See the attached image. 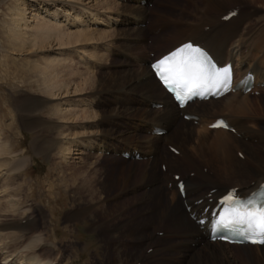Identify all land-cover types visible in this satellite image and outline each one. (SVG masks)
Returning <instances> with one entry per match:
<instances>
[{
	"label": "rangeland",
	"instance_id": "1",
	"mask_svg": "<svg viewBox=\"0 0 264 264\" xmlns=\"http://www.w3.org/2000/svg\"><path fill=\"white\" fill-rule=\"evenodd\" d=\"M122 1L0 0V42L4 48L7 47V37L10 30L21 31L23 39L31 40L33 26L40 19L52 26H57L65 34L96 31L94 38L96 35L98 39L101 38V41L96 37L90 43H80L77 46H65L53 38L44 49H28L27 44L20 52L10 50L7 53L0 52V144L7 148L0 154V225L14 222L26 226L28 215L34 214L36 219L33 222L37 224V227L31 232L29 231L30 234L28 232L29 235L26 236V240L24 239L23 246L31 238L42 239L38 249L34 251L36 262L41 258L42 264H112L114 261L118 264H134L125 258L124 251L131 253L133 245H136L133 243L137 242L130 235V225L144 219L143 215L133 213L137 205H132L127 208L128 211L110 218L109 225L118 219L120 226L122 225L121 229L111 232L110 236L105 233L107 223H104V217L100 218L98 214L83 222L68 221L66 217V214L75 210L77 206H83L81 205L82 202V204L87 205L91 201L90 192L87 190L83 192L82 190L79 193L78 188L86 187L90 191L93 189L96 195L102 196V201L96 202L95 200L89 205L93 207L92 210L107 202L112 205L131 197L136 198L135 201H137L142 196V192H148L151 189V186L142 188L140 183L146 163L154 160L152 156H150L152 157L151 161H147L146 157L148 156L144 154L140 160H125L121 155L122 153L112 151L114 147H123V141H119L113 136L103 137L104 141L112 146L108 148L110 151H106L103 155L98 154L96 148L89 150L88 146L86 147L91 140L95 141L102 138L101 134L98 133L100 130L98 124L101 125L102 119L101 113L103 110H111L110 108L116 102L114 97L109 95H106L105 104L98 102V95L95 94L96 76H108L114 68L111 66L112 62L115 65L121 61L128 62V57L123 58L111 51L117 32L121 31L125 24L127 28L136 26L133 24L135 21L122 23V20L126 19L119 14L122 3H125ZM127 2L134 5L129 0ZM107 3L110 5V7L108 6L110 10L106 8ZM202 3L203 0H149L146 9L150 13L144 23L136 26V29H143L146 32L147 38L143 41V45H141L142 39H135L132 43L141 45L139 51L146 58V61H152L164 53L167 54L169 50L183 43L190 36L187 30L191 29L192 24L197 23L198 8L203 7ZM245 6L247 7L244 8ZM222 7L228 11L235 7H240V12L256 10L254 16H250L249 22L258 27V30L264 25V7L259 3L253 4L247 0H242L240 3L227 1ZM21 10L24 11L23 18L18 15ZM215 15L221 16V14ZM15 21H20L18 23L22 25L20 30ZM151 29L162 31L163 36L156 39L160 34L155 36ZM258 30L256 34L259 32ZM179 31L180 33H178ZM101 32H105L103 36H101ZM46 56L66 69V72L61 74L59 81L70 82L68 87L64 86L60 92L56 91L58 95L56 97L49 96V87L40 73L34 71L33 68L35 60L43 62ZM134 66L140 67L141 64L136 62ZM115 68L117 67L115 66ZM127 70H133V66L129 65ZM72 71L78 73L71 76ZM85 79H88V82H85ZM261 92V95L252 93V99H261L264 95L263 91ZM42 102V110L26 111V106L29 108ZM135 106L138 107L136 104ZM123 120L122 125L126 131L138 130L136 125L140 123L139 121L134 118L131 120L124 118ZM36 121L39 122L37 127L25 128L26 124ZM129 123L135 124V128ZM119 128L121 129V127ZM102 130L105 129L102 127ZM245 141L248 142L247 139ZM52 142L55 145L46 150L45 144ZM63 144H73L75 150L74 155L69 156L68 160L71 163L68 165L64 163L63 157L65 155H61ZM163 144L168 145L164 142ZM255 146H259V144ZM174 147L178 149L177 146ZM167 150L169 151L168 148ZM20 161L24 164V168L18 172L14 171L19 166ZM162 164L164 163L160 161L157 166L160 171ZM86 165L90 168L82 169ZM165 165L167 166V164ZM247 165L254 166L252 162H247ZM204 168L202 169L204 174L208 175V172L211 171L209 168H205L206 172L208 170L205 173ZM161 173L171 177L172 172L167 166V172L161 171ZM180 174L187 180L191 178L188 177V174L192 176L196 173L184 174L181 172L178 175ZM192 179L203 182L198 177ZM236 179L233 177L223 179L224 182L221 183L225 187H235L239 184V180ZM103 183H106V190L102 185ZM170 184L172 183H169L168 186ZM208 187H203L197 194L200 196L199 198L205 197L209 194L208 192L213 190L211 189L212 186L210 189ZM204 190L207 192L203 193ZM197 195L194 196V199L198 201ZM105 198L109 200L103 201ZM10 204L16 207L13 208ZM162 229L164 232L157 233V237L167 238V246L182 241L180 240L182 236H178L170 224ZM140 230H138L139 233H146V230L142 228ZM69 237L70 243H64ZM15 238L1 236L0 248L2 249L5 244L18 242L20 237L17 235ZM185 241L189 242L185 245L186 249L193 248L196 250L199 248L196 243L193 245V243L190 244V240ZM18 244L21 248L22 243ZM166 244L155 243L154 248L159 249ZM147 246L150 244L140 245V250L142 251V248ZM152 246H150L151 250L147 251L148 255L153 254L154 248ZM221 246L226 252H231L230 254L237 255V257L243 252L239 248ZM12 248L14 247L10 248L11 253L9 254L14 253ZM22 250L23 248H21ZM9 254H4L0 250V264L7 263L4 257ZM159 254L153 262H145L147 264H181L179 255L175 256L176 253H170L171 256L164 252ZM20 255L25 257L28 252L24 250V253H20ZM173 256L176 259L171 261ZM15 257L16 259L12 264H17L19 261L18 256ZM132 259L137 263L136 258ZM238 264L241 263L238 262Z\"/></svg>",
	"mask_w": 264,
	"mask_h": 264
},
{
	"label": "bare ground",
	"instance_id": "2",
	"mask_svg": "<svg viewBox=\"0 0 264 264\" xmlns=\"http://www.w3.org/2000/svg\"><path fill=\"white\" fill-rule=\"evenodd\" d=\"M127 1L128 0L122 1L126 4L122 3L121 11L119 10V14L126 18L122 20V23L125 24L127 21H135L133 24L136 26L144 23L150 11H148L145 6H142L141 2L143 0H137L136 2L135 0H129L133 2L134 5H130ZM227 1L236 3L242 2V0H203V7H199V12L197 11V23H191V29L187 30L190 36L187 37L188 39L185 37L186 40L176 47L187 42H194L196 45H200L212 54L219 65L223 66L230 64L233 66L236 76L234 81L235 87L238 86L239 88V86L243 85L249 78H253V85L255 87L253 91L260 92L261 95V91L264 93V88H260V86L264 84V25L258 30V27H255L253 23L249 22L250 16H254L257 12L256 10L239 12L236 18L228 22H223L220 19L229 13L226 8L222 7ZM247 1L253 4L259 3L264 7V0ZM103 4L105 5V3ZM108 6L110 7L107 3L106 8H109ZM211 14L214 15L212 16ZM215 14H221V16L217 17ZM18 15L20 18H23L24 11H19ZM18 23H20V21H15V24ZM136 26L127 28L125 24V26H123L124 28L118 31L117 35L115 34L116 39L114 38L113 47L112 49L110 48L111 51L118 54V56H122L123 58L128 57V62L121 61L116 65L112 62L111 66L114 68L110 71L108 76H96L95 94L98 95V102L105 104L106 95L113 96L116 102H114V106L111 105V110H103L101 113L102 119L100 121L101 125L98 124L100 127L98 133L101 134L102 138L95 141L91 140L86 147L88 146L89 150L96 148L97 153L103 155L106 151H110L108 148L111 146L110 143L104 141L103 137L113 136L117 140L123 141V147H114L112 149L113 152L130 153L133 157H135L136 154H140L141 157H144V154L148 156L146 157L147 161H151L153 157L154 160L152 162L146 163V168L142 173L140 183L142 188L151 186V189L148 192H142V196L137 199V201H135L136 198L131 197L123 202H115L112 205L107 202L92 210L93 207L89 205H91L93 201L95 202V200L96 202L98 200L102 201V196L99 197V195H96L93 189L90 191L86 187L78 188L79 193H81L82 190L83 192L86 190L90 192L91 195H89L92 197L91 201L87 205L82 204V202L81 205L83 206H77L75 210L67 213V220L83 222L87 218L90 219L92 216L98 214L100 218L104 217V223H107L105 233L110 236L111 232L113 233L121 229L120 227L122 226H120L119 219L109 225L108 221L111 220L110 218H114L117 214L128 211L127 208L132 205H137L133 213L136 215H143L144 219L136 224L130 225V235L137 242L133 243L136 245L132 244L131 253H125L124 251L125 258L134 262V264H147L146 262H153L157 259L158 253L161 254V252L167 254L176 253L175 256L179 255L181 264H238V262L241 264H264V246H229V248L232 247L243 250L237 257V255L230 254L231 252H226L220 243L213 244L210 242L209 224L204 226L202 224H197L190 217L191 214L195 213V216L199 218L202 210L211 204L209 198L206 199L204 196L199 198L200 196L197 195L203 187L209 186L208 188L210 189L212 186L211 189L217 190V192L210 197L214 200L211 204L214 206L216 205L217 199L224 194V191L233 188L225 187V185L221 183L224 182L223 179L231 177L234 179L237 178L239 180L237 186L241 188V192L244 196L258 189L264 182V95L261 99L253 100L251 94H245L244 88H240L235 93H230L221 99H210L207 102L197 101L193 105H188L185 110H179L171 97L166 94L155 80L149 66L151 61H146V58L141 55L139 48L143 45V41L146 40L147 34L143 29H136ZM206 26H210L208 31L204 30ZM21 27L22 25L18 24L17 28L19 30ZM151 30L152 34H155V36L160 34L156 39H160L163 36L161 33L162 31L158 29ZM154 30H156L155 33H153ZM257 30L259 32L256 34ZM180 31L178 33H180ZM87 32L88 31H86V33L65 34L57 28V26H52L40 19V21L34 24L32 39L29 41L22 38L21 31L18 32L17 30L14 32V30H10L7 37V47L4 48L0 42V52L7 53L8 50L20 52L27 44L28 49H44L53 38L56 39L59 44L77 46L80 43H90V41L97 37L96 35L94 38L96 31ZM104 33L101 32V36H103ZM105 37L106 35L104 38ZM100 39L101 38L98 40ZM135 39H142V44H133L132 41ZM156 43L158 44V42ZM136 62H140L141 66H134ZM129 65L133 66V70H127ZM115 66L117 68H115ZM33 68L34 71L40 73V76L43 77L44 82L49 87V96L56 97L58 96L56 91L60 92L64 86H69L70 82L66 83L65 81H59L61 74L65 73L66 69L49 56H46L43 62L35 60ZM77 73L72 71L70 75L75 76ZM85 82H88V79H85ZM107 98L109 97L107 96ZM135 104L138 105V107L135 106ZM159 105L162 107L156 108V106ZM42 107L43 102L34 104L33 107L28 108L26 106L25 108L26 111L33 110L34 112L40 110ZM182 113L184 115L199 117V124L195 125L193 122H186L181 118ZM121 117H124L125 120L134 118L139 121L140 123L136 125L138 130L133 129V131H126L122 125L124 118ZM221 117L228 120L229 124L235 128L236 133L222 129H210L209 125ZM38 125L39 122L36 121L26 124L25 128L37 127ZM129 125L135 128V124L132 125L129 123ZM140 125L144 127L142 128ZM102 127L105 130H102ZM119 127H121V129ZM159 128L166 131V134L162 137L154 135L155 130ZM147 133H150V135H147ZM245 139H247L248 142H246ZM249 140H251L253 144L249 142ZM163 142L171 146H177L180 151V156H176L168 151L167 146H165ZM258 144L259 146H255ZM52 145H55L54 142L47 143L44 148L46 150L49 148L51 149ZM5 149H7L6 146L0 144V154L6 151ZM74 153L73 144H63L61 155H65L63 157L64 163L67 165L70 164L71 162L68 160L69 156L74 155ZM239 154H242L244 158L239 157ZM160 161L167 164L169 171L174 172V174L194 172L197 174V176L195 174V177L203 180V182H198L196 179L192 178L185 180L188 190L186 197L182 198L178 192L177 183L174 179L167 174L161 173L162 170L160 171V168L158 170L157 166ZM247 162H252L254 166H248ZM87 167L90 168V166L86 165L83 166L82 169ZM203 167L209 168L211 172H208V175L204 174L202 170ZM23 168L24 164L20 161L19 166L14 171L18 172ZM169 183H172V189L170 185L168 186ZM102 185L104 189L107 187L106 183ZM195 195H197L196 199L199 198L198 201L203 200L201 204H198V201L194 199ZM106 200L109 199H103V201ZM10 206L13 207V204H10ZM188 207L190 208V212L187 211ZM35 219L36 216L34 214H29L28 220L30 221L27 220L26 226L14 222H7L0 225V237L15 238L17 235L20 237L18 242L3 243L5 245L2 249L0 248L2 253L9 254L11 253L10 248L14 247L12 248L14 253L4 257L7 262L6 264H12L16 259V255L19 258L18 263L16 262L17 264H42L43 260L41 258L36 262L37 260L34 257V251L38 249L42 239L29 238L30 240L27 241L28 243L23 246L26 236L37 227V224L33 222ZM169 224L178 233V236H182V239H180L182 241L176 242L175 245L167 246L166 243L168 239L158 238L157 233L164 232L162 228ZM141 228L146 230V233H139L138 230ZM188 231L191 232L189 233ZM55 235L54 237H56ZM67 239L68 240L64 241V243H70V237ZM185 240H190V244L196 243L199 248L196 250L193 248L186 249L185 245L189 242ZM18 243H22V251ZM155 243L166 245L157 249L154 248ZM137 244L153 245V254H147V251L149 249L151 250L150 246L144 249L142 248L141 251L140 245L137 246ZM189 246L192 247V245ZM24 250L28 252V255L25 257L20 255V253H24ZM171 255L172 254H170V256ZM132 258H136L137 263H135ZM172 259L175 260L176 258L174 259L173 256L171 261ZM159 261L161 260L159 259ZM112 264L118 263L114 261Z\"/></svg>",
	"mask_w": 264,
	"mask_h": 264
},
{
	"label": "snow or ice",
	"instance_id": "3",
	"mask_svg": "<svg viewBox=\"0 0 264 264\" xmlns=\"http://www.w3.org/2000/svg\"><path fill=\"white\" fill-rule=\"evenodd\" d=\"M235 15V12L230 13V16ZM151 67L180 107L193 98L220 97L233 90L232 65H218L205 50L190 42L171 50ZM209 127L228 129L230 126L225 120L218 119ZM178 187L184 195V185ZM209 214L210 221L207 219ZM193 216L196 218L195 213ZM198 223H210L213 238L228 243L264 245V185L247 196L239 195L234 189L227 191L214 207L202 210ZM233 233L241 239L230 238Z\"/></svg>",
	"mask_w": 264,
	"mask_h": 264
}]
</instances>
